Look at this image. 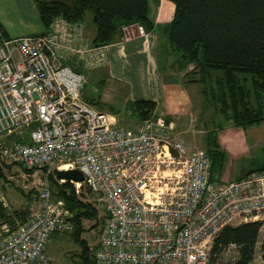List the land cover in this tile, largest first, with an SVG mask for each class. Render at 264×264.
I'll return each mask as SVG.
<instances>
[{"label":"built area","instance_id":"1","mask_svg":"<svg viewBox=\"0 0 264 264\" xmlns=\"http://www.w3.org/2000/svg\"><path fill=\"white\" fill-rule=\"evenodd\" d=\"M58 32L9 37L0 27V158L47 176L82 172L70 180L76 192L85 184L106 209L93 264H220L212 248L224 227L258 221L264 231V169L212 180L207 150L188 147L167 119L121 125L84 99L87 76L63 60ZM73 217L47 180L25 222H0V264H49L48 241L72 231ZM227 247L231 264L239 248ZM257 247L249 264H263Z\"/></svg>","mask_w":264,"mask_h":264},{"label":"trees","instance_id":"2","mask_svg":"<svg viewBox=\"0 0 264 264\" xmlns=\"http://www.w3.org/2000/svg\"><path fill=\"white\" fill-rule=\"evenodd\" d=\"M34 1L45 28L43 33L36 35H46L57 19L78 24L86 20L88 13L95 27L94 47L116 42L120 30L129 25L139 24L147 31L157 28L167 38L169 71L179 77L177 80L201 86L204 107L213 108L225 122L235 125L248 126L264 121V0H170L175 5L173 18L159 27L149 17L150 0ZM0 27L7 36L1 23ZM65 62L70 64L68 59ZM74 69L82 72L77 67ZM85 94L86 88L85 100L99 109L100 96L89 100ZM157 105L153 99L127 101V106L136 113L139 127L145 120L158 118ZM111 111H114L112 106ZM205 140L209 143L211 138L207 136ZM216 143L215 140L212 147L206 149L212 160V180L215 170L222 171L224 158ZM23 168L28 174L37 169ZM1 170L0 165V177L3 176ZM56 172L46 175L47 180L53 194L63 198L74 214L73 235L83 247V264H93L94 256L89 262L90 249L82 232L84 221L98 219L99 210L80 197L73 182H61ZM31 197L28 193V198ZM29 204L30 201L27 207L12 211L0 197V222H25L31 214ZM105 220L106 214L104 223ZM261 227L258 221L224 227L213 244V259L221 256L229 244L236 243L239 256L231 264H249ZM261 250L264 260V233Z\"/></svg>","mask_w":264,"mask_h":264},{"label":"rangeland","instance_id":"3","mask_svg":"<svg viewBox=\"0 0 264 264\" xmlns=\"http://www.w3.org/2000/svg\"><path fill=\"white\" fill-rule=\"evenodd\" d=\"M32 2L35 7L34 10L29 8L25 12L19 11L15 4H13V7H8L10 10H7L5 17L7 20L4 21L8 28L14 27L22 34L36 32L38 23L35 22V19H38L39 23L41 21L35 1L32 0ZM91 16V13H88L87 18L91 19ZM169 52L167 38H161L158 45V60L161 68L160 72L164 78L168 76L166 74L169 72ZM80 68L88 79L85 96L89 100L92 97L98 99L100 96L102 104L99 109L114 115L116 121L121 125L132 130L139 129L140 122L136 113L133 114L134 112L127 106L129 99L128 86L118 82L116 84L105 82L99 74L101 71H105V68L94 70L93 75L90 74L85 63L80 65ZM96 74H99L98 77ZM111 85L114 86L113 89H111ZM200 90L201 86L199 84L177 80L173 89L166 92L169 93L171 98L175 97V100L168 102L170 111L166 115L160 114L161 116L158 118L168 119V123L175 127L180 139L190 141V144H187L184 140L190 148L208 149L210 146L212 147L216 140L219 149L224 153V158L222 166L220 165L222 171L215 170L213 180L231 181L252 170L264 168V121L248 126L225 122L223 117L219 116L213 108L203 106ZM111 106L114 111H111ZM24 132L26 135L25 141H29V127H25ZM208 132L209 134H207ZM207 136L211 138L209 143L205 140ZM0 161L3 173V176L0 177V196L5 198L8 208L12 211L25 208L28 206L29 201L31 203L29 204L30 208L31 206L36 207L39 203V192L47 181L45 171L37 168L34 173L28 174L20 164L10 161L3 162L1 158ZM56 177H58L57 173ZM28 193L32 195L30 199ZM78 194L85 201L93 203L99 210L98 219L84 221L85 228L82 232V238L86 240L90 249V262L104 226L106 209L99 193L91 192L85 184H82ZM263 233L264 231H260L257 252H260ZM82 248L75 239L73 230L62 234L53 233V237L47 243V252L51 258L49 264H83ZM227 250L221 256L220 264H230V261L234 259L235 251L232 249Z\"/></svg>","mask_w":264,"mask_h":264},{"label":"crops","instance_id":"4","mask_svg":"<svg viewBox=\"0 0 264 264\" xmlns=\"http://www.w3.org/2000/svg\"><path fill=\"white\" fill-rule=\"evenodd\" d=\"M13 4L18 7L19 11L24 12L29 8L33 10L35 8L32 0H0V23L2 26L4 25L7 36L20 37L44 32V25L42 22L39 23L38 19H35L38 26H36V32L33 33L22 34L14 27L8 28L4 21L7 20L5 18L7 10H10L8 7H13ZM174 9L175 5L170 0H150L149 17L159 27L173 18ZM56 30H59L61 45L67 43L69 47L68 49L61 47L59 53L64 57L63 60L68 59L72 67L81 69L80 65L85 63L92 75L94 70L105 68V71H101L99 74L105 82L114 84L118 82L127 85L129 88L127 91L128 100H156L158 103L157 117H160V114L166 115L170 111L168 102L175 100V97L171 98L166 92L175 86L177 75L169 71L166 74L168 76L164 78L160 72L158 45L160 39L165 36L157 28L147 31L139 24L126 26L120 30L119 39L116 42L104 47L92 45L95 27L90 18H86L85 21L78 24H70L57 19L46 35L54 34ZM79 50L84 51L80 52ZM110 87L113 89L114 86ZM182 140H185L187 144L190 142L187 139L182 138ZM38 206L39 203L36 207ZM36 207L31 206L30 210Z\"/></svg>","mask_w":264,"mask_h":264},{"label":"water","instance_id":"5","mask_svg":"<svg viewBox=\"0 0 264 264\" xmlns=\"http://www.w3.org/2000/svg\"><path fill=\"white\" fill-rule=\"evenodd\" d=\"M57 176L63 180H69V181L71 180V181H77V182L84 181V175L82 174L81 171L77 169L57 170Z\"/></svg>","mask_w":264,"mask_h":264},{"label":"bare ground","instance_id":"6","mask_svg":"<svg viewBox=\"0 0 264 264\" xmlns=\"http://www.w3.org/2000/svg\"><path fill=\"white\" fill-rule=\"evenodd\" d=\"M83 73H84V72H83ZM227 249H228V247H227ZM227 249H226V250H227ZM226 250H225V251H226Z\"/></svg>","mask_w":264,"mask_h":264}]
</instances>
